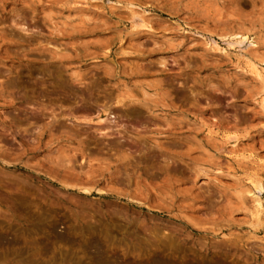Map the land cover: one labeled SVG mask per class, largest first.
<instances>
[{"label": "rangeland", "instance_id": "374dc122", "mask_svg": "<svg viewBox=\"0 0 264 264\" xmlns=\"http://www.w3.org/2000/svg\"><path fill=\"white\" fill-rule=\"evenodd\" d=\"M0 264H264V0H0Z\"/></svg>", "mask_w": 264, "mask_h": 264}, {"label": "bare ground", "instance_id": "6f19581e", "mask_svg": "<svg viewBox=\"0 0 264 264\" xmlns=\"http://www.w3.org/2000/svg\"><path fill=\"white\" fill-rule=\"evenodd\" d=\"M258 206V205H257Z\"/></svg>", "mask_w": 264, "mask_h": 264}]
</instances>
